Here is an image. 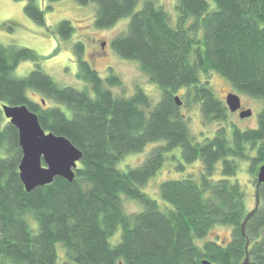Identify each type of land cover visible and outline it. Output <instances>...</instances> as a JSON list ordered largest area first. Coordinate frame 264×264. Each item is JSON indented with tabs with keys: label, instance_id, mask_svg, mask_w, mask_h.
<instances>
[{
	"label": "trees",
	"instance_id": "obj_1",
	"mask_svg": "<svg viewBox=\"0 0 264 264\" xmlns=\"http://www.w3.org/2000/svg\"><path fill=\"white\" fill-rule=\"evenodd\" d=\"M38 1L27 0L25 13L45 27V11L52 7L43 10ZM75 1L96 5L98 30L129 18L111 48L135 62L161 97L154 104L141 87L131 96H116L112 88L122 85L120 77L110 69L103 79L85 59L82 42L74 44V57L85 89L60 86L38 64L27 76L16 77L22 62L38 63L42 57L0 43V264H58V245L75 264H264V183L257 182L264 164V0H178L176 27L155 0H143L139 9L141 0ZM73 32L72 23L63 20L52 33L67 41ZM213 73L236 94L262 101V108L256 128L233 125L229 135L221 126L199 142L182 99L200 106L205 125L227 122L230 112L211 86ZM49 100L66 106L70 115ZM4 104L26 105L47 133L67 138L81 151L72 182L57 177L26 191L18 129L4 116ZM148 144L154 147L139 166L118 168L128 154ZM177 148L185 164L200 161L202 170L199 180L162 182L160 197L171 205L162 210L142 188ZM239 160L249 162L256 185L250 212L243 188L229 180L237 175ZM219 162L221 177L215 180ZM123 196L143 210L127 213ZM217 226L231 229L229 242L197 243ZM119 230L120 240L112 244Z\"/></svg>",
	"mask_w": 264,
	"mask_h": 264
},
{
	"label": "rangeland",
	"instance_id": "obj_2",
	"mask_svg": "<svg viewBox=\"0 0 264 264\" xmlns=\"http://www.w3.org/2000/svg\"><path fill=\"white\" fill-rule=\"evenodd\" d=\"M142 1L137 9L142 6ZM158 6L163 7L168 13L171 25L176 27L178 12L176 5L178 0H155ZM27 0H0V43L5 46H17L34 50L42 58L38 63L33 61L22 62L14 71L16 77H25L37 67L50 75L60 86H71L83 90L88 87L87 83L79 80L77 77L78 67L74 57V44L82 42L85 46V59L99 72L103 79H106L112 69V73L120 77L122 85L113 87L112 92L116 96H131L137 87H141L156 104L161 97V90L155 84L148 81L147 77L139 70L135 62L124 60L117 56L111 48L112 39L123 31L129 18L120 20L115 26L98 30L95 27L96 5L82 6L75 0H60L55 3H49L45 0H39L38 5L46 10L49 6L51 10L45 11L46 26H39L31 20L25 13ZM212 8L215 6L211 3ZM68 20L74 27V32L70 39L62 41L57 34H53L57 25ZM104 44V47H103ZM210 83L216 96L226 101L230 93H236L233 87L220 75L213 73L210 76ZM180 93L178 96H181ZM238 94V93H237ZM28 95L38 102H43L41 96L34 92H28ZM244 109H251L252 115L247 118H241L240 115L229 113L227 122L210 123L205 125L202 120L200 106L188 105L185 99L183 101L182 111L190 118V129L193 136L199 142L205 138H212L219 127H225L229 135L233 125L245 130L257 127L258 114L262 108V101L248 98L240 95ZM51 106H59L66 110L70 115V110L64 106L55 103L52 100L47 101ZM46 105V102H45ZM154 144H148L142 152L128 154L118 164V168L127 171L129 168L139 166L149 155ZM167 159L159 172L150 179L142 190L151 198L157 200L162 210L171 209V205L164 202L159 193L160 185L166 180H177L188 176H193L199 180L202 165L200 161L193 164H185L182 160L181 149L177 148L172 153L166 155ZM174 157V158H173ZM239 171L236 176L230 177L233 183L238 182L246 194L247 211H252L256 206V185L254 177L249 173V162L237 161ZM183 165V168H179ZM222 164L219 162L216 166L213 179L218 180L221 177ZM123 202L127 213H135L143 210V207L136 201L123 196ZM121 230L115 236L111 237V243L115 244L120 240ZM231 239V229L229 227L217 226L211 230L206 239L198 240L202 245L207 240H217L221 243H227ZM59 260L58 264H75L66 258L61 245H58Z\"/></svg>",
	"mask_w": 264,
	"mask_h": 264
},
{
	"label": "water",
	"instance_id": "obj_3",
	"mask_svg": "<svg viewBox=\"0 0 264 264\" xmlns=\"http://www.w3.org/2000/svg\"><path fill=\"white\" fill-rule=\"evenodd\" d=\"M175 100L181 106L180 98L175 97ZM226 105L232 113L237 112L241 109V97L236 93L228 94ZM2 111L6 119L18 129L22 150L19 173L26 191L31 192L37 187L49 185L57 177L70 182L74 180L75 169L82 159V153L70 140L47 133L40 125L37 114L26 105L4 104ZM251 115V109L240 113L241 118ZM257 182L264 183V164L258 170ZM203 264L212 263L204 261Z\"/></svg>",
	"mask_w": 264,
	"mask_h": 264
},
{
	"label": "flooded vegetation",
	"instance_id": "obj_4",
	"mask_svg": "<svg viewBox=\"0 0 264 264\" xmlns=\"http://www.w3.org/2000/svg\"><path fill=\"white\" fill-rule=\"evenodd\" d=\"M227 98V97H226ZM223 101V100H222ZM225 103H226V101H225ZM227 106V105H226ZM228 108V107H227ZM229 110V109H228ZM247 110H249V109H247ZM243 111H245V109H244V106H243V103H242V101H241V109L240 110H238L237 112H235L234 114H238V115H240V113L241 112H243ZM229 112H231L230 110H229ZM232 113V112H231Z\"/></svg>",
	"mask_w": 264,
	"mask_h": 264
}]
</instances>
